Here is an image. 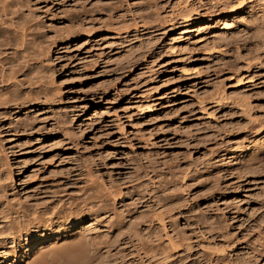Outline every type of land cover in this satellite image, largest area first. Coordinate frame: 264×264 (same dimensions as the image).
<instances>
[{"label":"rangeland","instance_id":"rangeland-1","mask_svg":"<svg viewBox=\"0 0 264 264\" xmlns=\"http://www.w3.org/2000/svg\"><path fill=\"white\" fill-rule=\"evenodd\" d=\"M31 6L37 20L47 25L42 24V30L47 27L45 43H55L44 60L52 68L49 73L54 70L51 88L47 86L55 92L51 93L54 100L36 106L37 113L27 112L39 120L47 118L39 141L26 146L24 134L8 133L12 145H23L16 147L15 156L26 161L18 167L11 160L18 198L25 202L55 185L64 189L69 182L78 192L91 171L104 181V185L102 179L97 181L101 192L124 190L125 195L116 194L120 198L109 191L112 202L102 193L104 206H111L106 207L109 212L114 206L118 216L125 217L122 228L128 223L132 229L135 222L134 227L137 223L143 231L137 230L140 240L153 232L148 239L155 247L169 244L170 252L166 246L162 250L170 253L168 264H264V159L232 158L246 134L264 122V0H36ZM64 22L72 29L82 22L85 33L75 29L74 34L65 33L69 24ZM186 27L195 30L181 33ZM64 34L71 35L67 39ZM48 55L52 63L47 62ZM33 106L27 105V110ZM56 119L59 125L64 123L65 134L69 131L65 135L69 140L64 133L47 132ZM154 175L160 176L158 181ZM106 183L109 186L103 190ZM165 198L173 199L175 205H168L174 207L172 211L162 207ZM118 207H123L120 212ZM139 207H146L142 211L146 210L147 219L130 223L128 218L145 216ZM139 212L143 215H136ZM88 221L79 227L87 224L88 232H93L103 224ZM132 230L117 234L114 262L119 258L120 264H133L137 258L135 263L140 264L132 251L145 244L137 236L131 238ZM147 259L142 257L141 264L153 263Z\"/></svg>","mask_w":264,"mask_h":264},{"label":"bare ground","instance_id":"bare-ground-1","mask_svg":"<svg viewBox=\"0 0 264 264\" xmlns=\"http://www.w3.org/2000/svg\"><path fill=\"white\" fill-rule=\"evenodd\" d=\"M35 1L36 0H0V264H116V262L119 261V258L116 259L118 261L114 262L115 258L117 256L115 255L116 257H114V251L112 252V250H114L113 244H114L115 238H117V234H120V235L123 234L124 235V233L127 231L126 230L127 227H129L128 229L129 230L133 229L132 232H134V234H135V235L134 234L132 235V232H131V235H132L131 238H135L137 236V238L139 239L138 231L140 228L139 229L137 228L139 225L136 223L137 226L134 227L135 222H132V224L134 223V226L130 223H131V221L136 220V222H137V221L143 220L144 217L146 218L148 216V215L147 216L145 215L146 213L144 214V212H146V210L144 212L142 211V208H146V207H142V208L139 207L141 209L140 211L143 212V214L145 216H142L143 214L141 212H139L138 214H136L137 213L136 212L135 213L136 215L142 214L141 215L142 217L139 216V219H137L138 217L136 218V216H135V217H133L134 219L130 218L132 220H130L127 217L128 221L130 222L129 224L133 226L132 229H130L131 227L128 225V223L125 226L126 229L122 228L123 224L125 223V217H122V215L120 216V214L118 216L116 209L114 210L115 207L112 205L114 203H111V205L113 206V208H112L113 211H111V212H109V208L111 207V206L110 207L108 206L109 204L108 205L106 204V207L107 206L109 207L108 209L104 206L105 204H104L103 198L106 197V196H104V194H107L109 191H111V189L109 191L106 189V187H108L109 185L106 183L105 187L102 186L105 188V189L102 188L103 190H107V191L102 190L103 192H105L104 194H102L103 192H101V190L99 189L100 185L97 182L98 179L101 180L102 178H100V176H98L99 178L94 177L93 172H91V171L86 172V175H88V177L90 176V178L86 179V181H84L85 179H83L85 184L81 185V186H83L82 188L80 186V188H79L80 192L79 191L77 192V190H78L77 187H76L77 188L76 190H73L71 188L73 184L71 185L70 182L67 183V185L64 182V184L66 185L65 186L66 188H64V189H63L64 185H62L63 187L61 185H55L54 188H52V189L50 188L48 191H46L44 195L40 194L41 196H37V197L35 196V198H33L31 200H27V201L23 202L18 198L16 191H15L14 176H15L16 171L14 172V169L12 168V166H14V165H17L18 167L22 166L26 161H24V162L22 160L19 161L21 159V158L19 159L20 156H15L17 154L16 147L21 148L23 145L21 146V142H20V144L17 143V144H19L20 147L17 145H14V144L12 145V143L10 141L11 137L8 136L9 135L8 133H11L13 131L14 134L15 133L24 134L25 142L23 140L22 144L25 143L26 146H27V144L30 145V142H32L34 139L35 140L38 139V141H39L40 136H42L43 132L46 130V127H47V124H46L47 120L46 119L47 118L42 119L43 117H45V115H44L43 117L40 116L41 118L39 120V119H37L36 116L31 115V113L27 114V112L33 111V114H34V112L37 113V110H34L37 108L36 106L41 105V103L47 102L48 98L50 99V101L54 100L53 95L51 93L55 92L54 90H53V92H49V87H50L49 83L50 82L52 83V81H50V80H52L51 76H52V74H54V72L52 73V71H54V70H52L50 72L51 73L50 74L49 71L52 69L51 66H46L44 64L46 62V61H44L45 57L47 56V54H49L51 52L50 45H51V43H54V42L48 41V39H49L48 37H50V36H47L48 34L46 33V36L48 38L46 42H49V43H45L46 39L44 36L45 35L44 31L47 27L45 28V26H44L45 29L42 30V28H43V26H42L43 22L41 23L42 20L40 19L41 21L40 20L38 21L37 20V18L39 17L38 13L35 14L38 16L36 18V16H34L32 10H31V9L35 8V6L34 7L31 6L34 4ZM36 7H37V5H36ZM90 14H92V13H90ZM186 15H188V13ZM68 17H72V14L69 15ZM68 17L66 19H68ZM73 17H75L74 14H73ZM78 17H79V15H78ZM94 18H93V20H95ZM93 20H92V22H93ZM68 21H69V19H68ZM81 21H82V19H81ZM82 22H81V24H82ZM64 23L66 24V22H64ZM64 23H63V27L65 25ZM75 23H77V22H75ZM67 24H69V23H67ZM43 25H46V24H43ZM80 25L77 24L74 26V27H76V28H74L75 31L79 32L81 30H84L83 32L85 33V29H84L83 25H81V26ZM203 25H205V24H203ZM228 25H230V24H228ZM57 26H58V24H57ZM57 26H53V27H57ZM67 26H68V28H66V26H65L66 30H64V32L66 31L69 33L71 31L72 33L71 32L70 33L74 34L75 31H73L74 29H72V25L69 24ZM49 28H50V26H49ZM49 28H48V30H49ZM60 28L62 29L61 25H59V29ZM92 28L95 29V27H92ZM201 28H203V27H201ZM55 29H57V28H55ZM59 29H57V30L59 31ZM54 30H51V31H54ZM57 30H55V32ZM86 30H88V29H86ZM91 30L92 29L90 28L89 31H91ZM194 30H195L194 28L186 27V28H183L181 33H189V32L194 31ZM196 30H198V29H196ZM58 31H57V34L59 33ZM89 31H86V32L89 33ZM57 34L55 36L56 38H58ZM71 34H66V35L64 34V36L66 37V36L71 35ZM49 35H51V34H49ZM74 36H76V35H74ZM61 38H62V40L64 39L62 36H61ZM52 39L53 40L55 39L54 36ZM50 57L48 55V57L46 58V59H48L47 62H51V61H49ZM51 63H49V64H51ZM46 64L48 65V63H46ZM47 74L48 75L50 74L51 78ZM47 76L49 77V79ZM47 83H48L49 87L47 86ZM50 91H52V90L50 89ZM49 95L52 96V99L50 98ZM55 95H56V93H55ZM29 104L35 105L32 107L33 110H31V108H30V110H27V105H29ZM40 108H42V107H39V109ZM47 116H50V115H46V117ZM54 116L56 117L59 115L55 114ZM54 116H52V114H51V118H53ZM57 119H58V117H57ZM57 119L52 120L50 122L51 127L49 128V126H48L47 132H48V129L51 131L55 130L59 134L61 133V136H62V133H64V130H65V127L63 126L64 123L63 124L61 123L62 125H59L60 123H58ZM259 123H261V122H259ZM13 132H12V134H13ZM68 132L66 133L67 135H68ZM66 134L64 133L63 137ZM65 137H67V136H65ZM66 139H68V137ZM64 140L65 139H63V141ZM60 141H61V137H60ZM243 141H244L243 145L241 144L242 146L239 148V150H237L238 152L236 154H233L232 158H234V159L240 158V159H242L243 162H246V161L250 162V160H252V161L253 160H260L261 161L262 160L261 158L264 159V122L261 125H259L256 130L254 129L251 132L249 131V134H246L245 138H243ZM26 142H28V143H26ZM65 142H67V141L65 140ZM10 143H11V145H10ZM61 143H62V141H61ZM241 143H242V141H241ZM58 144H59V141H58ZM61 146H62V144H61ZM67 146H70V145H67ZM55 147H58V146L55 145ZM24 148H25V146H24ZM12 159H15V162L13 161L14 165L11 163ZM22 159H24V158H22ZM238 161H239V159H238ZM252 161H251V163H252ZM260 161H259V163H257V165L261 163ZM166 168H167V166H166ZM15 170H17V172L19 171L18 169H15ZM168 170H169V168H168ZM160 173L162 174V172H160ZM169 173L170 172L168 171L167 175H170ZM180 173H181V171H180ZM83 174H85V172ZM83 174H82V176H85ZM182 174L184 175L185 171H184V173H181V175ZM190 174H192V173H190ZM155 175H154V178H155ZM176 175H178V174H176ZM183 177L186 178V174ZM68 178H69L68 181H70L71 180L70 177H68ZM84 178H87V177H84ZM157 178H155V181H158L160 176H159L158 180H157ZM167 178H164V180ZM59 180L61 181V179H59ZM101 181H103V179ZM150 181L152 183L153 180L150 179ZM170 181L167 182V180H166V182H167L166 184H170L169 183ZM54 182L56 183L55 180L53 181V184H54ZM214 182H215V180H214ZM157 183H159V182H157ZM157 183H155V184L158 185ZM164 183L162 181V184H164ZM102 184L104 185V181L102 182ZM111 184H114V183H111ZM174 185H171L173 187L170 186V188H173L170 190L173 191L175 189ZM216 185H218V184H216ZM49 187H52V186H49ZM110 187H111V185H110ZM112 187H113V185H112ZM160 187H163V186L160 185L159 188ZM164 187H166V186H164ZM117 188H120V187L118 186ZM139 188H140V186H139ZM155 188H157V186ZM155 188H153L154 192L156 191ZM114 189H115V187L113 188V190ZM115 190H114V192L111 191L113 194H115V196L111 192H109V194H112V197H116V196H118L116 194L120 195L119 192L124 191V190L121 191L122 189L121 190L118 189V193H115ZM164 190L166 191V189H164ZM170 190L168 189L167 193L170 194V192H169ZM150 191H153V190H150ZM165 191H164V193H165ZM172 191H171V193H174V191L173 192ZM76 192L79 194H75ZM127 193H126V195H128ZM148 193H149V191H148ZM162 193H163V189H162ZM162 193L160 195H162ZM138 194H140V193H138ZM152 194L155 195L156 193H152ZM122 195H125V193ZM160 195H158V196H160ZM171 195H172V198H173V196H176L175 194L174 195L171 194ZM140 196H141V194H140ZM165 196H167V194H165ZM112 197L110 198L109 195L107 194L108 201L113 199ZM168 197H169V195H168ZM138 198H136V199H138ZM172 198H168V199L165 198L166 199L165 202H163L165 200V199H163L162 200V202H163L162 207L165 206L167 208H170L173 205L179 204L181 202V201H179V198L177 196V199H178L177 201H179V203H177L176 197H175L176 203L174 204L173 201H172L173 203L171 202ZM141 200H142V198H141ZM113 201L115 202V199ZM159 201L160 200H158V203L156 202V204L160 205L161 203H159ZM111 202H112V200H111ZM123 203H125V202H123ZM170 203L172 206L168 207V205ZM143 204H144V202H143ZM120 205H121V203H120ZM145 205H147V204H145ZM135 206H137V204H135ZM135 206L133 207V210H134ZM124 207H125V205H124ZM120 208L122 209L123 207H120ZM120 208L117 209V211L119 210V212H120ZM125 208H127V207H125ZM164 208L161 209L162 212H163ZM152 209H154V208H152ZM172 209H174V207H172ZM136 210H137V208H136ZM149 210H147V211L149 212ZM167 210L164 209L165 212H167ZM169 210H171V208ZM169 210L167 212L168 214L166 213L167 215H169L172 211L171 210L169 212ZM130 212H131V210H130ZM148 212H147V214H149ZM154 212H156V211H153L152 214ZM158 212H159V210L157 211V213ZM165 212H163V213H165ZM107 213H109V214H107ZM125 213H128V212L125 211ZM158 214H162V213H158ZM158 216H160V215H158ZM164 216L165 215L163 214V216L161 215L160 218H162ZM171 217H173V216L171 215ZM162 219H159V220L163 224L164 219L163 220ZM174 219H176V218H174ZM86 220H89L88 223L91 221L94 222L97 220V222H101L103 224L101 225V227L99 229L97 228V230H96V227H95L93 232H88L89 230H91V228L88 229V227H86L87 224L85 225V228L81 229L79 227ZM155 220H157V219H155ZM172 220H173V218H172ZM104 221H105V223H104ZM169 222H170V220L168 221V223ZM172 222H174V221H172ZM162 224L160 223V225H162ZM135 228H137V229H135ZM123 229L125 230V232L122 231V233H120L121 230H123ZM163 229H164V227H163ZM92 230H93V227H92ZM129 230L126 232V235L129 232ZM143 230H145V229L143 228ZM150 230H152V229H150ZM145 231H144V233H145ZM141 232H143V231L141 230ZM146 233L147 234L151 233L149 236L147 234H145V235H147L148 238L151 235L153 236V234H152L153 232H146ZM154 234L156 235L157 232L155 233V231H154ZM140 235L141 234H139V236ZM144 236H142V237H144ZM157 237H158V234H157ZM127 238H129V237L127 236ZM145 238H142V239L145 240ZM148 238H146V239H148ZM158 238H160V237H158ZM158 238L154 237V240L158 239ZM124 239H125V237H124ZM142 239L141 240L139 239V240H140V242H142L145 245H141L139 247V249H137L136 247H133L135 249V251H132V252L136 253L135 256L138 257L140 264L142 263L141 262L142 257H146V258L148 257L149 260L148 259L147 260L149 262L150 261L153 262L151 264H158L160 261L162 264H168L167 255H169L170 253H168L166 255V252H164L162 250L165 249L166 251L170 252V250L167 248V246L170 248L169 244L168 245L162 244L163 248L165 246L166 247L164 249L163 248L161 249L160 248L161 246L155 244L157 246V247H155L153 245L154 241L151 242L152 240H150V242H149V239H151V238H149L148 240H145L147 242H145V241L143 242ZM131 240L128 239V241H130V242H131ZM134 240H136V239H134ZM137 240H136V242H137ZM156 241L157 240H155V243L158 242V241L157 242ZM133 242L135 243V241H133ZM140 242H138V244ZM115 243L117 244L118 241ZM162 243H164V242H162ZM126 244L129 245V243H126ZM136 245H137V243H136ZM124 246L125 245L123 243V247ZM134 246H135V244H134ZM158 246H159V248H158ZM173 246L171 245V247H173ZM117 247L119 249L122 248L121 244ZM137 247H138V245H137ZM130 248H131V246H130ZM119 249L118 250L116 249V250L119 253H121L120 252L121 249L120 250ZM217 249H218V247H217ZM132 252H128L127 254L132 253ZM115 254H117V253H115ZM123 255H125V254H123ZM123 255L120 254V256H122V257H123ZM130 255L132 256V254H129V257H130ZM156 255L158 257L160 256L159 258L161 260L157 259ZM133 256H134V253H133ZM123 258L125 259L128 257L124 256ZM155 259H157L156 261H158V260H160V261L156 263ZM170 259L171 258L169 257V261H170ZM147 260H145V261H147ZM136 261H137V258H136ZM136 261H134L133 264H137L138 261H137V263H135ZM119 262H118V264L121 263V262L120 263ZM145 263L146 262H144L143 264H145ZM169 263L171 264V262H169ZM123 264H125V263H123ZM128 264H129V262H128ZM147 264H148V262H147Z\"/></svg>","mask_w":264,"mask_h":264}]
</instances>
